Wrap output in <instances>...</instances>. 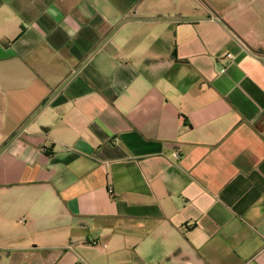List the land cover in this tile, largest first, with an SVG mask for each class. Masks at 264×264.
I'll use <instances>...</instances> for the list:
<instances>
[{
    "label": "crops",
    "instance_id": "0c3cea01",
    "mask_svg": "<svg viewBox=\"0 0 264 264\" xmlns=\"http://www.w3.org/2000/svg\"><path fill=\"white\" fill-rule=\"evenodd\" d=\"M0 264H264V0H0Z\"/></svg>",
    "mask_w": 264,
    "mask_h": 264
},
{
    "label": "built area",
    "instance_id": "2783aa9c",
    "mask_svg": "<svg viewBox=\"0 0 264 264\" xmlns=\"http://www.w3.org/2000/svg\"><path fill=\"white\" fill-rule=\"evenodd\" d=\"M226 57L231 58L232 56L230 54H227ZM108 192H109L110 195H112V193H113L111 188H109Z\"/></svg>",
    "mask_w": 264,
    "mask_h": 264
}]
</instances>
